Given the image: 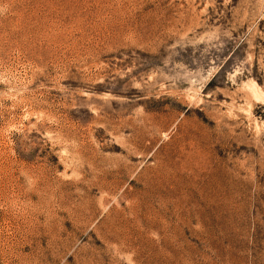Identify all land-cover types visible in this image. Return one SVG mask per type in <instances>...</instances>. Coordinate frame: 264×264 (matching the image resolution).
<instances>
[{
	"label": "rangeland",
	"instance_id": "obj_1",
	"mask_svg": "<svg viewBox=\"0 0 264 264\" xmlns=\"http://www.w3.org/2000/svg\"><path fill=\"white\" fill-rule=\"evenodd\" d=\"M0 264H264V0H0Z\"/></svg>",
	"mask_w": 264,
	"mask_h": 264
}]
</instances>
